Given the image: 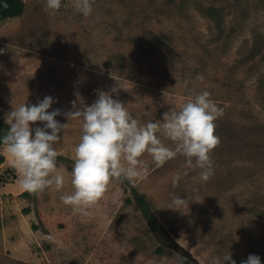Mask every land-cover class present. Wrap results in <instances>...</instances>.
Returning <instances> with one entry per match:
<instances>
[{
  "label": "rangeland",
  "instance_id": "obj_1",
  "mask_svg": "<svg viewBox=\"0 0 264 264\" xmlns=\"http://www.w3.org/2000/svg\"><path fill=\"white\" fill-rule=\"evenodd\" d=\"M21 1L23 14L0 23V120L52 96L49 111L61 109L56 119L67 123L54 145L66 172L60 190L30 193L0 146V264H211L228 251L236 264L249 254L264 264V0H93L87 17L73 0L57 11ZM113 87L141 124L210 92L222 109L213 175L201 180L181 154L156 163L145 153L146 174L112 178L82 217L61 200L73 191L82 130L64 113ZM135 195L184 255L152 233ZM174 196L189 208L173 205Z\"/></svg>",
  "mask_w": 264,
  "mask_h": 264
},
{
  "label": "clouds",
  "instance_id": "obj_2",
  "mask_svg": "<svg viewBox=\"0 0 264 264\" xmlns=\"http://www.w3.org/2000/svg\"><path fill=\"white\" fill-rule=\"evenodd\" d=\"M2 6L7 4L0 0ZM49 10L57 11L62 0H45ZM75 11L87 17L91 14L93 0H73ZM117 88L98 91L91 104L83 103L65 112L66 119L82 122L79 142L74 147L75 159L70 173L73 191L61 195L62 202L82 217L91 215L90 209L97 204L107 190L112 178H135L146 174L148 168L142 159L149 154L156 163L185 157L186 165L200 169L201 180L213 175L212 150L220 143L215 134V121L222 114L210 98L211 93L202 91L183 103L178 111L164 112L163 121L139 123L124 104L114 98ZM52 96L38 99L35 104L22 103L4 116L8 129L0 136L2 145L20 173L19 186L30 193L54 186L60 190L65 182V172L57 163L54 145L61 139L67 123L56 119L61 109L53 108ZM41 122L42 127H32ZM162 132L175 147L167 146L157 135ZM176 181L174 180L173 183ZM171 203L189 208L190 201L184 196H174ZM211 264H236L232 254L213 257ZM240 264H261V258L249 254Z\"/></svg>",
  "mask_w": 264,
  "mask_h": 264
},
{
  "label": "trees",
  "instance_id": "obj_3",
  "mask_svg": "<svg viewBox=\"0 0 264 264\" xmlns=\"http://www.w3.org/2000/svg\"><path fill=\"white\" fill-rule=\"evenodd\" d=\"M4 3L7 4V7L2 6V4H0V23L6 19H12V18H17L20 17L23 12H24V4L21 0H3ZM8 129V125L3 124L0 120V136L4 135L5 132ZM2 146V145H0ZM2 158L0 157V163L2 162ZM8 172V171H7ZM11 173V171H10ZM7 180L3 179L1 181V185L6 184ZM0 185V186H1ZM23 198H28V195L26 193L22 194ZM135 200L137 202V204L140 206V209L144 215V217L146 218L149 228L152 231V233H154L158 239L160 240V242L164 243V244H168L170 245L172 248H174L177 252L181 253V254H185L183 253V251L176 245V244H172L170 242V240L168 239V237L166 236V234L162 231V227L160 226L159 222L155 219V217L152 215V213L149 211V209L145 206L144 202L142 201V198L135 195ZM24 212H30L29 209H25ZM33 229L37 230V228L35 226H33ZM158 253H161L162 250L161 248L157 249Z\"/></svg>",
  "mask_w": 264,
  "mask_h": 264
}]
</instances>
